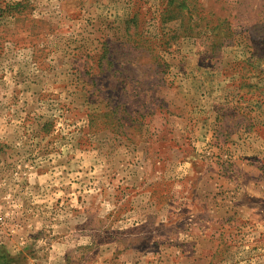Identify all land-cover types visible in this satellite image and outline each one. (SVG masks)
Listing matches in <instances>:
<instances>
[{
	"label": "rangeland",
	"instance_id": "374dc122",
	"mask_svg": "<svg viewBox=\"0 0 264 264\" xmlns=\"http://www.w3.org/2000/svg\"><path fill=\"white\" fill-rule=\"evenodd\" d=\"M0 264H264V0H0Z\"/></svg>",
	"mask_w": 264,
	"mask_h": 264
},
{
	"label": "trees",
	"instance_id": "16d2710c",
	"mask_svg": "<svg viewBox=\"0 0 264 264\" xmlns=\"http://www.w3.org/2000/svg\"><path fill=\"white\" fill-rule=\"evenodd\" d=\"M136 19V17L134 16L132 20Z\"/></svg>",
	"mask_w": 264,
	"mask_h": 264
}]
</instances>
